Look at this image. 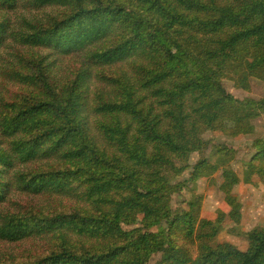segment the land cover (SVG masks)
<instances>
[{
	"label": "trees",
	"instance_id": "16d2710c",
	"mask_svg": "<svg viewBox=\"0 0 264 264\" xmlns=\"http://www.w3.org/2000/svg\"><path fill=\"white\" fill-rule=\"evenodd\" d=\"M18 10L43 17L18 26ZM3 61L0 88H17L0 93V241L17 248L0 264H264V226L245 248L218 242L240 215L202 216L201 194L173 205L170 192L185 173L174 192L217 171L238 186L236 149L204 133L252 134L264 114V91L223 87L264 82V0H0ZM248 168L244 182L264 185V144Z\"/></svg>",
	"mask_w": 264,
	"mask_h": 264
},
{
	"label": "rangeland",
	"instance_id": "374dc122",
	"mask_svg": "<svg viewBox=\"0 0 264 264\" xmlns=\"http://www.w3.org/2000/svg\"><path fill=\"white\" fill-rule=\"evenodd\" d=\"M46 13H53L51 7H46L44 9ZM26 19H39L43 17V13L40 11L26 12L24 10H18L16 14H11L9 16L10 20L14 22L15 25H20L21 18ZM8 40V37H6ZM12 45L19 46L17 43L13 42ZM43 55H50L49 52H41ZM2 55L5 57L2 50ZM7 60H10L9 58ZM75 63V60H63L61 62V69L64 68L65 64ZM3 64L7 65V62H0V70L3 68ZM239 65V64H238ZM103 82L100 80L92 79L90 82V94L92 95L93 90L97 86H101ZM223 87L227 92L232 93L239 100L245 98L256 99L260 97L264 91V82L255 81L252 83V88L250 91H244L237 88L231 81H223ZM17 86L11 82L7 81V85L0 88V93L3 94L4 100L11 101L13 99V90ZM254 132L252 134L246 135H223L217 132H205V137H212L216 143H223L227 146L236 149L237 154L232 162L233 168V178L238 181V186L234 189L226 188L221 180L220 172L217 171L213 175V179L210 180H200L195 184L189 181H185L181 193L174 192V184L180 180L188 178L186 173L184 177L180 179H174L171 181L170 192L172 196V204L180 205L182 200L189 201L198 194L203 196L202 212L201 215L204 216L206 213L212 212L215 209H221L224 212L235 211L240 215V224L237 225L235 222H231L227 225L226 229L216 238V241H231L236 243L239 247H246V239L243 237V233L248 232L256 225L264 226V185L260 184L258 181L251 180L250 183H245L243 176L247 174L248 159L251 154L260 148L264 144V114L256 118L254 121ZM201 159L199 154H190L187 159V164L189 168L193 166L197 161ZM23 200L34 201L38 203L41 208H46L47 206L53 207L56 203H64L73 205V203L67 198L62 196H37V199L31 197L30 195H24ZM164 225V223H161ZM237 226V234H231L229 229ZM5 242V241H4ZM0 241V253L8 252L17 248L14 244L10 242L4 243ZM19 247L27 248L33 246V243L29 241L20 242ZM245 246V247H244ZM13 253V252H9ZM162 254H154L150 258L149 264H154L157 260L161 259Z\"/></svg>",
	"mask_w": 264,
	"mask_h": 264
},
{
	"label": "crops",
	"instance_id": "0c3cea01",
	"mask_svg": "<svg viewBox=\"0 0 264 264\" xmlns=\"http://www.w3.org/2000/svg\"><path fill=\"white\" fill-rule=\"evenodd\" d=\"M247 173H249V170H247ZM185 174H186V173H185ZM185 174H184V175H185ZM233 179H234V178H233ZM254 181H257V180H256V179H253V182H254ZM236 182L238 183L237 180H236Z\"/></svg>",
	"mask_w": 264,
	"mask_h": 264
}]
</instances>
